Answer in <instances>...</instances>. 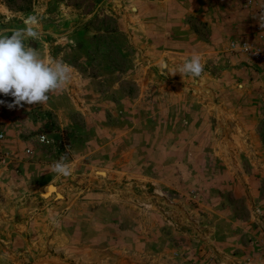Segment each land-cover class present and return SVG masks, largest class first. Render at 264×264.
Listing matches in <instances>:
<instances>
[{"label": "rangeland", "instance_id": "374dc122", "mask_svg": "<svg viewBox=\"0 0 264 264\" xmlns=\"http://www.w3.org/2000/svg\"><path fill=\"white\" fill-rule=\"evenodd\" d=\"M30 15L29 46L72 75L54 111L8 108L0 264H263L264 73L227 49L253 37L252 15L237 0H0V29ZM193 52L202 74L173 75ZM224 103L257 118L255 139L211 143L199 121ZM61 156L69 176L52 170ZM47 184L67 198L43 199Z\"/></svg>", "mask_w": 264, "mask_h": 264}, {"label": "clouds", "instance_id": "9594fccd", "mask_svg": "<svg viewBox=\"0 0 264 264\" xmlns=\"http://www.w3.org/2000/svg\"><path fill=\"white\" fill-rule=\"evenodd\" d=\"M23 23L22 28L0 29V93L13 98V102L7 104L10 109L22 107V102L29 105L46 103L49 94L62 90L72 75L71 66L63 60H45L37 49L29 46V41L41 36L40 17L30 15ZM203 71L202 57L193 53L172 74L199 77ZM4 103L0 100V104ZM52 170L57 175H71L72 168L67 156H61L53 164Z\"/></svg>", "mask_w": 264, "mask_h": 264}, {"label": "crops", "instance_id": "0c3cea01", "mask_svg": "<svg viewBox=\"0 0 264 264\" xmlns=\"http://www.w3.org/2000/svg\"><path fill=\"white\" fill-rule=\"evenodd\" d=\"M166 50V49H165ZM168 52L171 50L167 49ZM176 52H182L179 50H176ZM195 53V52H193ZM192 53V54H193ZM191 54V55H192ZM181 63L184 62L183 58H180L179 60ZM193 92L196 93L199 97H202L201 95L209 98V99H217V98H223L224 93L216 92V91H209L205 90L202 88L201 85L196 86V90L193 87ZM201 93V94H200ZM223 95V96H220ZM226 98V96H224ZM12 99V97H11ZM0 100L5 101L4 104H0V134L3 136L5 135L6 137L9 136V132H11V129L14 127L13 124V119L10 118L9 112H8V107L6 106V98H3V96L0 93ZM13 100V99H12ZM37 105V104H35ZM41 105V111H45L46 113L52 111L55 109V92L49 94V99L46 103L40 104ZM71 105H74V103L71 102ZM40 110V109H39ZM232 107L228 106V103H224V106L222 108H219V110H214L212 112H209L207 115L206 119H200L199 121V129L200 130H207L209 132L208 139L211 140V143L213 145H216L218 142L221 141L222 135L219 133L220 129L227 134V139L230 141V139L233 137L232 135V129L235 130L236 134V140L239 142H242L243 140H250V139H255L256 136V131H257V118L248 116L250 113H245L244 110H237L239 112L233 113ZM19 111V109L17 110ZM54 111V110H53ZM26 116V115H24ZM42 116H45L42 114ZM212 117V118H211ZM49 117L46 116V119H42V123H49ZM68 125V124H66ZM25 126L29 128V124L27 123ZM69 127V126H68ZM30 129V128H29ZM35 129V128H32ZM68 129V128H66ZM18 130V128L16 129ZM22 130V128L20 129ZM36 130V129H35ZM16 135L15 132L12 134L10 133V136ZM224 136V135H223ZM233 139V138H232ZM11 141H16L12 138L9 139H4L3 141L0 140V156H3V152H13V143ZM16 144L19 145V142L16 141ZM12 147V149H10ZM41 148V147H40ZM3 151V152H2ZM42 151L40 149L33 150L34 157L39 158V152ZM41 161V160H39ZM39 166L34 168L32 175L35 174V172L38 170ZM105 174V173H104ZM228 177H230V174H227ZM48 185V184H47ZM46 186V185H45ZM43 189V188H42ZM42 192V191H41ZM68 196V195H67ZM67 196L65 194H62V199H66ZM52 199H54L53 196H51ZM50 199V198H48ZM63 204V203H62ZM51 209L55 210L58 207L51 205Z\"/></svg>", "mask_w": 264, "mask_h": 264}, {"label": "built area", "instance_id": "2783aa9c", "mask_svg": "<svg viewBox=\"0 0 264 264\" xmlns=\"http://www.w3.org/2000/svg\"><path fill=\"white\" fill-rule=\"evenodd\" d=\"M240 6L247 10L253 17V37L251 39L231 40L227 49L229 52H239L251 59L264 73V0H237ZM3 135L0 134V140ZM37 141L41 145L48 146L52 143L47 135L40 134ZM30 153V150L26 151ZM259 256L264 264V235L259 241ZM193 264H204L196 261Z\"/></svg>", "mask_w": 264, "mask_h": 264}, {"label": "bare ground", "instance_id": "6f19581e", "mask_svg": "<svg viewBox=\"0 0 264 264\" xmlns=\"http://www.w3.org/2000/svg\"><path fill=\"white\" fill-rule=\"evenodd\" d=\"M101 175H105L102 172H99ZM41 197L43 199L51 198V196L54 197V199H62L61 192L59 191L58 187L53 184H48L43 187L42 192L40 193Z\"/></svg>", "mask_w": 264, "mask_h": 264}]
</instances>
